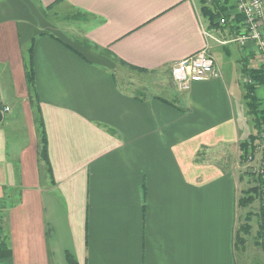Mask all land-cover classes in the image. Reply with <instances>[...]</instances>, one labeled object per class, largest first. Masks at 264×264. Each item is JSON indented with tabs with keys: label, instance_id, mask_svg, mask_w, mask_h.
Masks as SVG:
<instances>
[{
	"label": "crops",
	"instance_id": "crops-1",
	"mask_svg": "<svg viewBox=\"0 0 264 264\" xmlns=\"http://www.w3.org/2000/svg\"><path fill=\"white\" fill-rule=\"evenodd\" d=\"M201 7L0 0V239L11 251L0 264H240L237 170L251 135L241 77L260 65L251 44L210 38L235 27L213 26ZM65 8L85 17L80 27L44 18ZM204 49L217 76L169 88L171 65ZM116 65L156 80L123 87Z\"/></svg>",
	"mask_w": 264,
	"mask_h": 264
},
{
	"label": "built area",
	"instance_id": "built-area-1",
	"mask_svg": "<svg viewBox=\"0 0 264 264\" xmlns=\"http://www.w3.org/2000/svg\"><path fill=\"white\" fill-rule=\"evenodd\" d=\"M212 1H215L218 7H224V0H207V4L211 5ZM228 1L232 3L235 14H226V12L220 14L217 23L220 28H226L231 24L232 27H235L234 33L224 40H217L210 34L208 36L220 45L234 44L241 49L251 44L260 67L264 68V0ZM235 17H240V21H235ZM217 74L213 59L207 49L175 62L170 67L171 79L179 91H187L192 83L216 77ZM241 83L253 84L245 75L241 77ZM259 140V148L264 150V130L260 133ZM246 158L247 170H250V173L256 172L251 167L252 153H249Z\"/></svg>",
	"mask_w": 264,
	"mask_h": 264
},
{
	"label": "rangeland",
	"instance_id": "rangeland-1",
	"mask_svg": "<svg viewBox=\"0 0 264 264\" xmlns=\"http://www.w3.org/2000/svg\"><path fill=\"white\" fill-rule=\"evenodd\" d=\"M59 13L60 17H55L52 12H47L45 13L44 18L51 22L52 25L59 23L61 27L63 26V30L65 31H71V28L76 29V27L82 25L85 20V17H79L77 16L79 15L77 12L67 8L61 10ZM256 62L259 65L258 60H255V63ZM114 72L119 84L123 87L151 85L152 83L154 84V81L156 80V76L140 75L119 65L115 66ZM246 77L248 78V76ZM164 80L169 88H173L174 84L170 81L168 76H166ZM258 92L260 96L264 92V86L259 87ZM262 104L264 103L262 102ZM262 108H264V105H262ZM247 114L249 116L247 120L251 130L250 139L247 138V140H249L247 143L250 147L243 157L240 156V168L237 170L245 180L243 182L245 190L255 185L258 178L264 177V150L259 148V135L262 130H264V127L258 132L255 126L254 116L249 113ZM249 153H252L253 155L251 167L256 170V172L253 173H250L251 171L247 170L248 166L246 164V157ZM239 196H241V191ZM259 204L260 202L258 200L255 201L248 209L240 210L237 217V236L243 238V243H239L240 245L237 244V257L240 264H264V252L258 244L259 239L257 237L258 220L256 213ZM244 223H248L249 231L246 233L239 232L238 229H240L241 225Z\"/></svg>",
	"mask_w": 264,
	"mask_h": 264
},
{
	"label": "trees",
	"instance_id": "trees-1",
	"mask_svg": "<svg viewBox=\"0 0 264 264\" xmlns=\"http://www.w3.org/2000/svg\"><path fill=\"white\" fill-rule=\"evenodd\" d=\"M202 3V13L204 16H207L208 20L213 26L218 25V19L220 14H225V7H218L215 1H212L211 5L207 4V0H201ZM227 14V13H226ZM240 18V17H239ZM240 20H238L239 22ZM33 48L32 45L27 49L25 53V78L28 85L29 92L35 94L34 83H35V74H34V66H33V58H32ZM244 74L248 76V78L252 81L253 84L248 85L247 87V96L249 98V102L247 104L248 113L254 116L255 126L257 131L259 132L264 127V108L258 109L260 104L256 102L253 97L254 90L257 86L264 84V68L260 67L258 69H244ZM36 125L39 131L41 146H40V160L44 162L45 165L47 163V154H46V140L43 131L42 120L39 112L37 111L36 116ZM241 157H243L247 152L250 146H248L247 142L241 144ZM256 184L252 187L242 190L241 196L238 199V206L240 210H246L255 201H259V207L256 213V217L258 220L257 225V237L259 239V246L264 252V177H260L255 182ZM239 232L246 233L249 231L248 223H244L241 225ZM238 233V232H237ZM243 243V238L237 236V244ZM240 245V244H239ZM11 251L5 244L3 240L0 239V260L10 258Z\"/></svg>",
	"mask_w": 264,
	"mask_h": 264
},
{
	"label": "water",
	"instance_id": "water-1",
	"mask_svg": "<svg viewBox=\"0 0 264 264\" xmlns=\"http://www.w3.org/2000/svg\"><path fill=\"white\" fill-rule=\"evenodd\" d=\"M2 121V107L0 105V122Z\"/></svg>",
	"mask_w": 264,
	"mask_h": 264
}]
</instances>
